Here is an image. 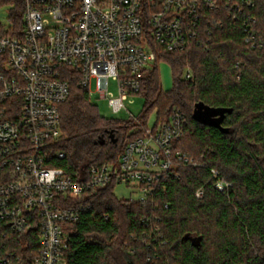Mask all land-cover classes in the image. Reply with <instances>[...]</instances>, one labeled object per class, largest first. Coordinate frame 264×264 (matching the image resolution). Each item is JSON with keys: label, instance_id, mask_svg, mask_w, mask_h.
<instances>
[{"label": "built area", "instance_id": "1", "mask_svg": "<svg viewBox=\"0 0 264 264\" xmlns=\"http://www.w3.org/2000/svg\"><path fill=\"white\" fill-rule=\"evenodd\" d=\"M253 6L254 0H23L19 6L0 0V264H66L71 226L87 210L75 202L88 191L123 186L131 193L127 204H146L180 180L181 169L201 166L175 147L186 126L181 113L166 124L151 125V118L144 124L125 103L140 96L158 48L186 50L204 22L222 28L223 20H242L248 31ZM192 78L189 70L186 79ZM73 82L91 101L109 98L115 113L126 111L135 123L139 136L116 163L73 173L53 166L65 159L53 146L63 136L61 107ZM211 174L219 192L232 187L217 170ZM23 233L37 235L29 257L10 250V235Z\"/></svg>", "mask_w": 264, "mask_h": 264}, {"label": "trees", "instance_id": "2", "mask_svg": "<svg viewBox=\"0 0 264 264\" xmlns=\"http://www.w3.org/2000/svg\"><path fill=\"white\" fill-rule=\"evenodd\" d=\"M1 2L19 6L23 0ZM246 29L242 20H223L222 28L204 22L200 39L186 50H156V65L142 80L141 120L146 124L155 113L161 125L181 113L186 126L175 147L201 166L181 169L182 178L146 204H127L113 184L88 191L75 202L87 210L71 226L66 264H264V0L248 9ZM252 33L254 40L246 43ZM160 63L171 69L169 90ZM199 105L227 110L222 128L196 122ZM60 125L63 136L53 148L65 159L53 166L68 173L116 163L139 136L132 133L133 121L101 117L75 82L61 107ZM213 169L232 185L227 192L215 188ZM9 239L10 250L27 257L37 245L35 234Z\"/></svg>", "mask_w": 264, "mask_h": 264}, {"label": "rangeland", "instance_id": "3", "mask_svg": "<svg viewBox=\"0 0 264 264\" xmlns=\"http://www.w3.org/2000/svg\"><path fill=\"white\" fill-rule=\"evenodd\" d=\"M159 69H160L163 87L165 89L169 90L172 87L171 69H170L169 65L166 63H160ZM110 83H111L110 93L114 97L119 96V91H118V88L116 86V82L114 80H111ZM92 102L98 108L101 117H103L106 120L127 121L130 117L126 111L115 113L109 105V98L101 99L100 97L96 96ZM125 106L127 107L128 110H130L133 113V115L138 117L144 111L145 98L142 96L133 97L125 103ZM150 118H151L150 123L152 125L156 121V114L153 113ZM115 195L119 199H129L131 197L130 191L127 190L123 186H120V187L115 189ZM133 198H137V196H133Z\"/></svg>", "mask_w": 264, "mask_h": 264}, {"label": "water", "instance_id": "4", "mask_svg": "<svg viewBox=\"0 0 264 264\" xmlns=\"http://www.w3.org/2000/svg\"><path fill=\"white\" fill-rule=\"evenodd\" d=\"M227 110L225 109H216L207 106L199 105L193 115V119L201 125L222 128V121L224 119ZM111 139L114 140L113 134H111ZM88 165H85L81 168V171L84 172Z\"/></svg>", "mask_w": 264, "mask_h": 264}]
</instances>
